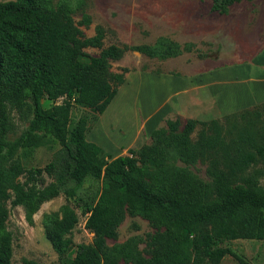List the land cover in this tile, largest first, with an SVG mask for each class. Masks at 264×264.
Instances as JSON below:
<instances>
[{"label":"trees","instance_id":"1","mask_svg":"<svg viewBox=\"0 0 264 264\" xmlns=\"http://www.w3.org/2000/svg\"><path fill=\"white\" fill-rule=\"evenodd\" d=\"M238 1L212 0V9L225 14ZM90 24L87 14L76 23L66 6L53 9L49 0L0 4V264H11L12 237L5 231L10 210L22 207L33 225L40 206L61 194L66 203L45 225L60 264H220L227 256L250 264L226 244L264 240V103L222 120H166L152 131L150 144L112 158L86 139L85 119L67 135L43 100H72L96 122L125 82L127 71L113 72V62L127 52L165 59L182 50L166 39L155 46H104L101 27L91 37L81 29ZM7 106L31 115L14 141L7 138ZM45 139L60 146L56 156L44 168L26 169L19 152L46 146ZM197 165L205 167L207 179ZM88 177L101 181L88 201L79 198L93 238L75 245L79 217L70 199ZM127 215L154 229L143 249L136 238L107 244L118 239Z\"/></svg>","mask_w":264,"mask_h":264},{"label":"rangeland","instance_id":"2","mask_svg":"<svg viewBox=\"0 0 264 264\" xmlns=\"http://www.w3.org/2000/svg\"><path fill=\"white\" fill-rule=\"evenodd\" d=\"M9 1L13 0H0V4ZM49 2L53 9L66 6L76 23L81 20L83 13L90 16V26L81 29L86 36L91 37L95 35L96 28L101 27L105 36L104 46H155L159 39H166L178 44L182 50L178 56L165 59L127 52L119 61L111 64L113 72L127 71L124 84L118 89L117 95L97 125L105 133V136H97L99 142L109 144L113 154L119 150L118 142L127 143L129 132L139 124V129H135L132 136L134 143L131 149L150 144L152 131L145 130L141 120L157 110L172 91L182 88L181 84H184L176 81L172 86H167L155 77L165 82V79L183 76L187 81L212 73L213 82L214 80L228 82L230 85L228 96H236L239 82L255 78L256 68L253 61L260 51H264V0H239L231 4L225 14L212 9V0H49ZM86 51L91 55L99 52L97 49ZM219 92H222L221 89ZM223 93L226 95V92ZM220 98L218 107L224 104L221 94ZM42 103L44 109L59 119L67 135L83 119L87 121V134L93 131L95 116L89 109L63 98L55 103L46 100ZM256 106L236 108L234 111L204 121L222 120L231 113L253 111ZM7 112L9 129L7 138L14 141L27 128L31 115L27 111L21 112L9 106ZM175 118H180L182 124L187 119L175 113L167 114L153 130L165 127L166 120ZM115 127H122L123 130L115 132ZM46 140V146L19 152L20 160L26 169L44 168L54 159L60 146ZM97 142L93 143L98 145ZM101 146L113 158L111 150L105 145ZM123 148L121 145V150ZM196 171L201 178L207 179L203 165H197ZM49 181L50 179H47V182ZM260 185L264 188V177ZM100 186V180L88 177L83 182L79 194L70 199V204L79 217V222L72 231L75 245L90 244L93 238V234L84 227L87 214L79 198H82L83 202L88 201V197ZM65 203L66 198L62 194L43 203L33 217V225H29L25 220L22 207L10 210L5 231L12 237L11 264H22L23 259L41 264H60L47 240L45 225L48 217L59 212ZM153 231V227L145 219L127 215L118 227V239L108 240L107 244L111 247L129 238H136L141 241L139 248L143 249L146 235ZM226 246L250 264H264V240L238 239L227 243ZM220 264L238 263L233 257L227 256Z\"/></svg>","mask_w":264,"mask_h":264},{"label":"crops","instance_id":"3","mask_svg":"<svg viewBox=\"0 0 264 264\" xmlns=\"http://www.w3.org/2000/svg\"><path fill=\"white\" fill-rule=\"evenodd\" d=\"M263 53L264 51H260L258 57H256L253 61V64L255 65V68H256L255 78L251 80H245L243 83L239 82L237 85L238 94H235L236 96L230 95L232 96L231 98L227 94V92L230 91L229 83L224 82V81H216V80H214L213 82L212 81L213 77L211 76L212 73L208 74V76L206 77L200 76L197 79H188L187 81L183 76L182 77L180 76L171 77L169 79H165V82H163L160 78L155 77L158 79V81H160L162 84L167 85V86H172L174 82L176 81L184 82V84H181L182 88L172 91L170 96L165 98V100L162 102V104L159 106L157 110L153 111L152 113L147 114L141 120V122L143 123V127H145V130L147 131L148 129L149 131H153L154 127H156L159 123H161V118L171 113L180 115L184 119L187 118V119H195L199 121H204V120L210 119L211 117L224 115L226 113H229V111H234L233 109H236V108L242 109V107L255 106L260 103H264ZM153 81L155 80L153 79ZM215 87L217 89H215ZM219 89H221L222 91L221 93L220 92L218 93ZM223 92H226V95ZM220 94H221L222 99L224 100V104L222 103V106L219 105L218 107L217 106L219 104L218 101L219 100L221 101ZM227 96L228 98L226 99L225 97ZM235 105H237V107H234ZM102 115H100L97 121L95 122L93 131H92L93 133L91 132L89 133V135L87 134L86 139L92 143L94 141H98L97 142L98 145L100 143L101 145H105L107 149H110L109 144L107 145L103 141L99 142L97 138V136H105V133L103 132V130L99 128V126H97L99 121L102 118ZM139 125L136 126L134 130L137 128L139 129ZM120 129H122V127L114 128L115 132ZM134 130L129 132L127 143L118 142L119 150H117V152L113 154V150L110 149L112 151V152L110 151V153L113 154V158L118 157V156H123L124 153H126L127 155V151L131 149V146L134 143V138L132 137ZM121 145L124 146L122 150H121Z\"/></svg>","mask_w":264,"mask_h":264}]
</instances>
